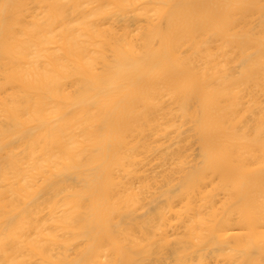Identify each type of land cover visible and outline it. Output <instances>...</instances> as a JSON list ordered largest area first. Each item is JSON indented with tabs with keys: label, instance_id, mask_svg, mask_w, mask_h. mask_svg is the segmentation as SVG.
<instances>
[{
	"label": "bare ground",
	"instance_id": "obj_1",
	"mask_svg": "<svg viewBox=\"0 0 264 264\" xmlns=\"http://www.w3.org/2000/svg\"><path fill=\"white\" fill-rule=\"evenodd\" d=\"M0 264H264V0H0Z\"/></svg>",
	"mask_w": 264,
	"mask_h": 264
}]
</instances>
